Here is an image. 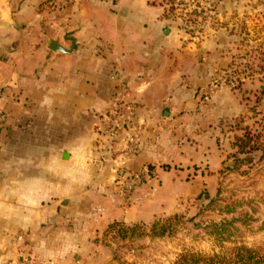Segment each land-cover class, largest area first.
<instances>
[{"label":"crops","instance_id":"crops-1","mask_svg":"<svg viewBox=\"0 0 264 264\" xmlns=\"http://www.w3.org/2000/svg\"><path fill=\"white\" fill-rule=\"evenodd\" d=\"M58 3L0 0V264L21 250L48 259L116 221L175 214L218 179L216 121L247 112L232 88L208 91L264 0ZM122 88L125 125L103 136L96 127ZM136 132L137 153L122 160ZM144 168L126 202L120 170Z\"/></svg>","mask_w":264,"mask_h":264},{"label":"rangeland","instance_id":"rangeland-1","mask_svg":"<svg viewBox=\"0 0 264 264\" xmlns=\"http://www.w3.org/2000/svg\"><path fill=\"white\" fill-rule=\"evenodd\" d=\"M255 6L250 10L257 11V15L262 17L256 16L251 24L243 21L233 38L231 70L218 78L208 91L211 93L222 85L232 88L245 104L247 112L216 121L217 144L222 146L226 159L216 169L218 179L213 186L210 187L207 182L200 194L185 199V207L176 208L175 214L181 216L177 231L164 238L120 241L107 237L108 225L93 231L82 243L74 237L67 243L65 252H60L56 245L48 259L43 260L39 254L34 256L27 250H21L20 263L118 264L121 261L173 264L187 250L214 254L221 253L223 245L226 248L246 245L264 250V5ZM51 8L60 12L62 3L53 4ZM225 130L227 138L224 137ZM246 131L259 138L262 149L239 156L235 154L233 145L237 137H242ZM246 159L251 161L246 162ZM130 197L123 192L126 202ZM175 214L161 218H170ZM223 222L228 223L229 232L226 234L228 240L222 244L210 233L214 224Z\"/></svg>","mask_w":264,"mask_h":264},{"label":"trees","instance_id":"trees-1","mask_svg":"<svg viewBox=\"0 0 264 264\" xmlns=\"http://www.w3.org/2000/svg\"><path fill=\"white\" fill-rule=\"evenodd\" d=\"M54 1L47 0V3L51 7ZM233 146L236 148L235 154L239 156H247L262 149L259 138L252 136L247 131L242 137H237ZM249 161L251 159H246V162ZM180 218V215L175 214L170 218H156L150 223L116 221L108 226L106 235L113 240L120 241L140 238H164L173 235L177 231ZM227 225V222L214 224L210 235L219 238V241L223 244L228 240V237H226L229 232ZM118 264L131 263L120 261ZM173 264H264V250L246 245H235L232 248H226L223 245L222 252L214 254L187 250L181 253Z\"/></svg>","mask_w":264,"mask_h":264},{"label":"built area","instance_id":"built-area-1","mask_svg":"<svg viewBox=\"0 0 264 264\" xmlns=\"http://www.w3.org/2000/svg\"><path fill=\"white\" fill-rule=\"evenodd\" d=\"M231 85L234 86V82H231ZM127 90L122 88L116 95L115 103L112 109L109 111L107 117H104L100 120L97 125V131L103 136L114 137L120 127L125 125L123 108L126 102ZM139 136L138 133L132 134L129 139L125 150L122 153V160H128L135 156L139 149ZM1 150V149H0ZM151 172L149 169H143L141 172H131L126 169H122L119 172L121 177V185L124 189L126 196L130 197L132 193L136 190L138 184L144 180ZM15 264H28L26 261L20 263V261Z\"/></svg>","mask_w":264,"mask_h":264},{"label":"water","instance_id":"water-1","mask_svg":"<svg viewBox=\"0 0 264 264\" xmlns=\"http://www.w3.org/2000/svg\"><path fill=\"white\" fill-rule=\"evenodd\" d=\"M74 48V46H73ZM49 49L54 51V52H62V53H71V50H66L63 48L58 41H51L49 44Z\"/></svg>","mask_w":264,"mask_h":264}]
</instances>
